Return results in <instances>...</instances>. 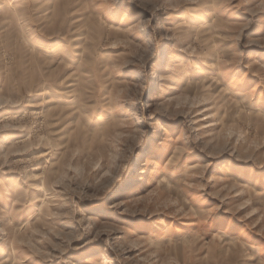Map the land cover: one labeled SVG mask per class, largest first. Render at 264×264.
<instances>
[{"label": "rangeland", "instance_id": "rangeland-1", "mask_svg": "<svg viewBox=\"0 0 264 264\" xmlns=\"http://www.w3.org/2000/svg\"><path fill=\"white\" fill-rule=\"evenodd\" d=\"M0 263L264 264V0H0Z\"/></svg>", "mask_w": 264, "mask_h": 264}, {"label": "bare ground", "instance_id": "bare-ground-1", "mask_svg": "<svg viewBox=\"0 0 264 264\" xmlns=\"http://www.w3.org/2000/svg\"><path fill=\"white\" fill-rule=\"evenodd\" d=\"M211 19H212L211 13H206V14L200 15L194 22H192V24L190 25L189 29L185 32V38L188 39V40L193 38L195 32L196 31L198 32L203 27V25L206 24L207 22H209ZM216 68H217L216 63L214 61H209V62L206 63V65L203 68L198 70V73L200 75H203V74L207 75V74L213 73L216 70ZM206 78L210 79L209 77H206ZM67 93L69 94V93H71V91H69ZM50 102L51 101H48V103H50ZM210 126H213V125H210ZM41 187H42V190H45V192L49 191V190L45 189V182L44 181H43V184H42ZM48 196H49V194L47 193L46 194V199H48ZM0 264H4V263H0Z\"/></svg>", "mask_w": 264, "mask_h": 264}]
</instances>
